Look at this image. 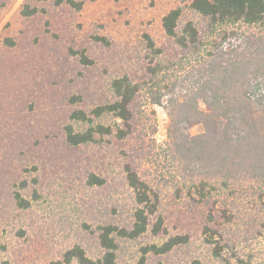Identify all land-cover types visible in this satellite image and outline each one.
<instances>
[{"label":"rangeland","instance_id":"rangeland-1","mask_svg":"<svg viewBox=\"0 0 264 264\" xmlns=\"http://www.w3.org/2000/svg\"><path fill=\"white\" fill-rule=\"evenodd\" d=\"M191 1L73 0L76 7L0 0V264H78L65 260L74 247L101 258L99 228L130 230L134 222L126 165L150 185L156 211L146 233L115 239L116 264H136L143 248L174 237L183 243L148 254L146 264H264V210L252 201L255 190L233 186L236 199L232 186L219 190L220 177L202 165L191 176L188 148L204 128L176 126L185 107L204 110L191 86L201 54L166 36L162 19L181 9L178 33L189 21L205 32ZM157 65V77L151 76ZM124 76L140 88L130 107V136L69 145L66 125L89 127L70 120L77 110L114 132L120 122L112 115L90 114L114 100L111 83ZM91 176L101 184L91 185ZM201 181L203 197L193 185Z\"/></svg>","mask_w":264,"mask_h":264},{"label":"trees","instance_id":"trees-1","mask_svg":"<svg viewBox=\"0 0 264 264\" xmlns=\"http://www.w3.org/2000/svg\"><path fill=\"white\" fill-rule=\"evenodd\" d=\"M64 2L80 7V3L75 4L73 0H56L55 5ZM189 10L206 21L205 32L194 21H189L178 33L181 9L167 13L162 19V28L179 47L192 48L201 54V70L191 86L198 87L204 110L196 104L187 106L176 123L178 126L198 122L204 128L203 134L191 139L188 148L193 161L191 176H195V171L201 170L202 165L207 169L204 173L220 177V182H217L219 190H229L232 186L235 197L238 190L235 191L233 186L243 187L246 183L256 192L253 203H259L264 210V0H192ZM147 41L148 48H154L149 38ZM158 68L159 65L152 68L150 75L157 77ZM159 83L161 81L156 84ZM111 90L114 100L95 108L90 115L95 119L105 114L112 115L120 122L114 132L109 126L93 124L86 113L77 110L70 115V120L88 124L89 127L76 131L72 124L66 125L64 133L69 145L93 143L96 136L113 135L118 140L130 136L133 119L130 107L140 90L139 85L124 76L112 81ZM159 97L155 98L154 104L159 105ZM125 178L137 205L131 229L113 225L100 227L99 241L104 250L102 257L91 260L79 247H74L66 252V262L75 259L78 264H116L118 245L115 239L134 240L147 232L149 217L156 211L151 187L128 165L125 166ZM88 182L91 185L101 184L94 176ZM193 185L203 197L207 184L201 181ZM16 199L20 198L17 196ZM22 201L20 205L25 207ZM227 213L222 210L221 215L231 218ZM159 226V223L155 224L154 235L159 233ZM183 241L174 237L160 246L148 245L142 249L136 264H146L148 254H165Z\"/></svg>","mask_w":264,"mask_h":264}]
</instances>
